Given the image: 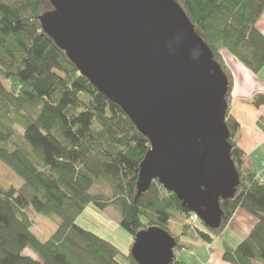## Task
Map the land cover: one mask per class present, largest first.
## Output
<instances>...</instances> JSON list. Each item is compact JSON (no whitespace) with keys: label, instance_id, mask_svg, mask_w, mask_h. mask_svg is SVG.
Wrapping results in <instances>:
<instances>
[{"label":"trees","instance_id":"1","mask_svg":"<svg viewBox=\"0 0 264 264\" xmlns=\"http://www.w3.org/2000/svg\"><path fill=\"white\" fill-rule=\"evenodd\" d=\"M177 2L228 81L225 122L239 184L234 199L221 202L219 229L199 218L192 222V212L157 181L136 196L147 138L42 30L38 17L52 8L48 0H0V162L22 180L0 184V264H137L132 243L122 252L79 225L90 206L111 208L131 242L148 227L174 235L170 223L181 226L169 264H188L176 252L189 248L191 239L209 247L240 208L255 223L236 245L222 242L223 259L264 264V171L256 172L235 141L240 126L229 114L233 77L222 57L226 51L253 73L264 66V0ZM246 102L260 107L264 93ZM34 215L55 224L47 237L33 232Z\"/></svg>","mask_w":264,"mask_h":264},{"label":"water","instance_id":"2","mask_svg":"<svg viewBox=\"0 0 264 264\" xmlns=\"http://www.w3.org/2000/svg\"><path fill=\"white\" fill-rule=\"evenodd\" d=\"M42 30L78 72L121 107L149 141L136 196L157 181L211 229L239 174L225 122L228 81L177 0H48ZM176 239L159 227L134 236L137 264H169Z\"/></svg>","mask_w":264,"mask_h":264},{"label":"crops","instance_id":"3","mask_svg":"<svg viewBox=\"0 0 264 264\" xmlns=\"http://www.w3.org/2000/svg\"><path fill=\"white\" fill-rule=\"evenodd\" d=\"M261 28L264 31V15ZM227 66L233 77L229 114L239 122L240 126L235 141L244 151L245 156L253 162L256 172H262L264 171V105L254 107L246 101L258 93H264V66L257 73L251 72L240 62H232V65ZM260 119L263 121L262 124ZM254 223L255 219L250 214L238 208L220 235L211 241L209 247L205 242L195 239L189 241L192 243L189 248L178 252H190L194 255L193 248L196 242H200L199 247L204 249L205 259L197 257L198 264H231L223 259L222 242L227 241L231 245H236L248 235ZM175 226H171V231L179 234L181 231H175ZM226 233L229 234L228 240L221 238ZM216 246L218 247L215 248Z\"/></svg>","mask_w":264,"mask_h":264},{"label":"rangeland","instance_id":"4","mask_svg":"<svg viewBox=\"0 0 264 264\" xmlns=\"http://www.w3.org/2000/svg\"><path fill=\"white\" fill-rule=\"evenodd\" d=\"M222 57L225 63H227L226 65H232V62L239 63V61L234 56L228 54L226 51H222ZM21 183L22 180L16 177L10 169H8L5 165L0 162V184L7 187L10 184L20 185ZM179 217H177V219ZM78 223L89 231H92L105 238L106 240L110 241L115 246H117L122 252H127L130 243H133L131 242V235L120 226L118 217L111 208H107L105 209V211L101 212L96 210L93 206H90L83 212V215L79 217ZM33 224L34 227L32 228V230L33 232L37 233L38 236L43 235L44 237H47L49 233H51V231L55 228V224L51 220L47 219L46 217H40L37 215H34ZM171 226H175L173 221L170 223V230H172ZM174 230L181 231V226L176 224ZM171 233L176 236V233H174V231H171ZM223 235L221 238H225V240H228L227 236H229V234L226 233ZM188 239L190 240L191 236H188ZM193 240L194 239H191V241ZM199 246H201L200 242H196V246L193 248L194 255H192L190 252H176L177 256H179L183 261L187 262L188 264H198L197 257L205 259L204 249L200 248ZM217 247L218 246H216L215 248ZM26 252L35 256L32 252Z\"/></svg>","mask_w":264,"mask_h":264},{"label":"built area","instance_id":"5","mask_svg":"<svg viewBox=\"0 0 264 264\" xmlns=\"http://www.w3.org/2000/svg\"><path fill=\"white\" fill-rule=\"evenodd\" d=\"M197 219H198L197 214L192 213V215L190 216V220H191L192 222H194V221H196Z\"/></svg>","mask_w":264,"mask_h":264}]
</instances>
